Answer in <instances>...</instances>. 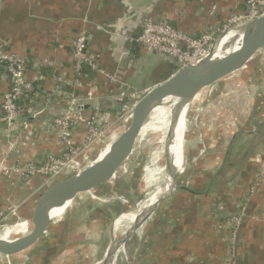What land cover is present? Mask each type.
<instances>
[{
	"label": "crops",
	"instance_id": "crops-1",
	"mask_svg": "<svg viewBox=\"0 0 264 264\" xmlns=\"http://www.w3.org/2000/svg\"><path fill=\"white\" fill-rule=\"evenodd\" d=\"M245 6L246 0H0V50L28 60L27 79L33 83L30 95L35 106L40 108L44 106L43 100L56 87L54 76H72L75 42L80 33L86 32L88 54L108 75L115 77L117 83H112L108 77L100 74H89L83 80L80 93L92 91L99 98V108L106 123L113 125L81 155L80 163L103 144L108 135L121 129L124 121L117 119L128 105L126 95L152 90L180 70L175 60L148 50L137 42L146 18L166 22L184 34L199 37L243 13ZM42 68L52 73L44 75L40 71ZM7 88V81L0 83V118ZM250 90L244 91L243 88L241 91L246 94ZM238 93L241 94L240 91ZM65 97L64 93L55 96L49 112L37 118L28 117L31 130L23 131L18 145L24 160L44 162L48 154L56 152L57 137L50 130L49 123L52 117L65 108ZM92 107L93 104L88 105L85 115ZM201 107L200 97L189 126L194 119L197 120ZM25 118H22L23 122ZM251 125L255 129H241L228 144L223 141L221 147H217L219 142H214L209 150H199L198 153L196 150L201 147V142L197 143L196 137H191V131L187 129L182 156H178L173 147L177 155L176 192L155 212L144 241L138 236L142 223L116 251L114 264L121 250L127 264L133 260L134 264H224L223 254L227 251L224 244L222 254L204 253L214 233L210 229V221L201 217L200 209L208 210L212 206L213 196L223 192L220 198L229 210L234 211L239 199L237 192L246 190L256 172L255 162L261 160L264 150V119L251 122ZM6 128L0 121V149L7 144ZM195 139V143L188 146ZM186 152L188 163H191L188 172L191 177L187 175L182 179L178 175L184 170ZM199 153L202 155L200 158ZM159 160L156 162L152 150L145 146L142 149L131 148L112 173L95 183L93 196L82 198L78 207L70 211L62 221L55 224L50 222L39 239L20 249L16 255L21 257L34 247L40 249V256L47 253L48 249H54L57 255L59 251L70 255L76 252L75 249L86 247L94 251L92 257H89L92 264L105 260L113 242L131 229L120 238L116 237L119 218L137 209L152 192L153 185L161 180V177H157ZM209 168H213L211 174ZM70 171L67 170L61 176ZM32 180L28 185L16 178L0 176V212L11 204L16 207L22 205L44 187L42 178L35 177ZM235 181L241 183L240 188ZM198 194L201 199L196 200ZM194 201L197 205H193ZM47 206H39L34 214L30 205L26 212L28 219L42 214ZM254 223L261 227L264 225V182L249 200L240 229L246 231L252 226L256 227ZM183 240L188 241L185 250L180 248V244L185 242ZM263 240L261 235L258 240H254V244ZM169 243L174 245L172 249L181 250L185 252V257L189 255L190 258L183 259L180 252L181 257L174 252L171 256L165 254V244ZM254 250L252 248L251 252L254 253ZM263 255L264 248L256 253L253 264L261 263ZM237 260V264L246 261Z\"/></svg>",
	"mask_w": 264,
	"mask_h": 264
},
{
	"label": "built area",
	"instance_id": "built-area-1",
	"mask_svg": "<svg viewBox=\"0 0 264 264\" xmlns=\"http://www.w3.org/2000/svg\"><path fill=\"white\" fill-rule=\"evenodd\" d=\"M262 16H264V0H246L243 13L231 17L227 23L199 37L184 34L166 22L146 18L143 21L142 31L137 42L148 50L157 51L175 60L181 69L206 56L218 35L231 25ZM87 49V35L86 32H82L76 39L73 51V79H69L65 74L55 75L56 87L43 100L44 106L40 108L35 106L30 95L33 83L27 79L28 60L14 53L0 50V83L4 80L8 83L1 105L3 115L0 121L7 127L5 134L7 144L3 149H0V176L8 179L18 177L22 181L35 177H44V179L52 177V180L61 177L112 126L106 123L99 108V98L92 91L84 95L77 94L82 85L81 79L86 68L94 74L108 77L112 83H117L115 77L108 75L94 61ZM65 86L72 89L69 94H66L65 108L52 117L49 123L50 130L57 137L56 152L48 154L44 162L33 159L24 160L18 145L23 131L31 130L30 122L27 121L28 117L37 118L44 112H49L53 105V98L61 94V89ZM150 91L147 89L131 93L126 95V98L128 101H133V105H135ZM92 104L94 107L85 115L88 105ZM25 115H27L26 118ZM123 115L124 112L119 116V118L122 117L121 120L126 116ZM22 118H25L24 122ZM16 208V206H9L6 213L1 212L0 221ZM246 209L238 222L239 227ZM234 258H224V263L237 264L233 261Z\"/></svg>",
	"mask_w": 264,
	"mask_h": 264
},
{
	"label": "rangeland",
	"instance_id": "rangeland-1",
	"mask_svg": "<svg viewBox=\"0 0 264 264\" xmlns=\"http://www.w3.org/2000/svg\"><path fill=\"white\" fill-rule=\"evenodd\" d=\"M221 74L222 76L219 77L215 84L206 86L202 91V111L199 112L197 120L194 119L190 126L189 124L187 126L188 132L191 131V137H196L197 143L200 144L201 142V147H199V149L197 148L196 153H198L199 150H209L214 142H219L218 145H216L217 147H221L223 141L225 144H228L233 138L237 137L241 129L247 131L255 129L252 128L254 125H251V122L254 123V121L264 119V51L262 53L253 52L238 59ZM243 88L244 91L249 90V88L251 90L248 93L243 94L245 93L241 91ZM239 91L241 94L238 93ZM133 104V101H128L127 107L123 110L124 115L129 112L130 108L133 107ZM121 118L117 119V121H124V119L121 120ZM117 121H115V123ZM119 131H115L111 135H108L105 142L116 135ZM143 131L144 128L142 129V132ZM143 134L144 136L148 135L146 134V131L143 132ZM196 139L193 143H188V146H192ZM184 154V170L178 175V177H181L182 179H185L188 175L191 165L190 161L188 163V152ZM261 155V160L255 162L256 172L246 186V190H244V192L242 191V193L239 191L237 192L239 199L237 205H235L234 211L229 210L224 203V200L220 198L222 194H224L223 192H219L217 193L218 195L215 194L213 196L212 206L208 210L200 209V214L202 213L201 217L204 219L207 218L208 221H210V229L214 233V237L211 238V244L205 247L206 249H204V253L222 254V246L224 244L227 249L226 253L223 254L224 258L233 259L235 256L237 259L246 260L244 264H253L254 259L256 258V253L264 248V240L261 242L256 241L254 244V240H258L259 236L261 237L262 235V237H264V225L261 227V225H256V223H254L256 227L252 226L246 231H243L242 228L240 229V232H238V222L240 221L249 200L252 198L255 191H257L259 185H263L264 182V150ZM201 156V153H199L198 158ZM157 159L158 157L155 156L154 160L156 162H158ZM159 161H161V158ZM195 162L196 161L194 160V163ZM160 163L161 162L158 164L157 172L160 169ZM212 169L213 168H211V170ZM211 170L210 168L208 170L210 174ZM65 172H67V170ZM188 176L191 177V175ZM15 178L16 180L22 181L18 177ZM40 178L43 179L42 184L44 185L52 180V177L45 179L44 177ZM24 181L30 185L33 180ZM235 182H237L238 188H240L241 183L238 181ZM203 191L205 192L206 190ZM207 194L210 195V193H206V195ZM199 199H201V195L196 197V200ZM193 205H197V202ZM10 206L16 205L11 204ZM1 212L6 213L7 209ZM195 225L197 227L200 226L199 224ZM36 226V224L33 225L31 229L34 230ZM183 241L185 242L180 244V248L182 249L185 248V244L188 242L187 240ZM173 247L174 245H171V243H169V245L165 244L163 252L170 256L173 252L176 255L181 253L180 255H183V259L190 258L188 254V256L185 257V252L176 250L175 248L172 249ZM252 248L255 249L254 253L251 252ZM75 251V253L70 255H65L64 252L59 251V254L57 255L54 249H48L47 253L40 256V249L34 247L33 249L27 250L21 257L17 256L16 253L7 255L0 251V259H2L0 264H92L91 258L89 257H92L94 251L88 250L86 247L79 250L75 249ZM180 255L178 257H181ZM122 262L124 264L126 261L123 260ZM186 263L187 262H178L177 264ZM224 264H226V262Z\"/></svg>",
	"mask_w": 264,
	"mask_h": 264
},
{
	"label": "water",
	"instance_id": "water-1",
	"mask_svg": "<svg viewBox=\"0 0 264 264\" xmlns=\"http://www.w3.org/2000/svg\"><path fill=\"white\" fill-rule=\"evenodd\" d=\"M231 36L236 38V40L240 39L242 45L249 43L253 38H263L264 16L257 19L244 20L231 25L227 30L218 35L206 56L191 65L181 68L170 78L156 85L129 110L124 118L121 130L116 135L89 153L67 175L51 180L37 191L29 201L18 206L12 213L8 214L0 221V237L8 229L18 226L28 220L26 212L30 205L33 207V212L35 214L39 206L49 205L57 200L72 195L88 184L90 177L102 162L116 159L124 154L140 135L144 127L140 124L141 122L145 124L148 115L153 110L150 109L152 105L157 102L160 96L172 91L178 100L179 115L184 110L183 118H181L184 126L182 132L179 133L181 137H179L178 129L181 119L177 117V122L174 124L175 126L165 140L160 161L161 165L157 172V177H161V180L153 185L152 188V193H155L156 197L155 210L145 218L138 235L139 239L144 241L147 237L149 225L153 222L155 212L164 206L176 192L177 172L175 161L177 155L174 149L180 141V148L182 142L184 146L187 126L194 112L197 110L202 91L206 86L215 84L219 77L222 76L220 71H226L223 68L230 64L231 61L241 56L239 53L234 54L235 51L220 50L223 41ZM113 171L114 169L108 170L107 173L110 174ZM103 174H106V172ZM13 237L14 236L10 238ZM9 239L0 238V247L6 244ZM9 252H12L11 249ZM233 261L237 263V257H235ZM134 263L133 260L129 264ZM259 264H264V255Z\"/></svg>",
	"mask_w": 264,
	"mask_h": 264
},
{
	"label": "bare ground",
	"instance_id": "bare-ground-1",
	"mask_svg": "<svg viewBox=\"0 0 264 264\" xmlns=\"http://www.w3.org/2000/svg\"><path fill=\"white\" fill-rule=\"evenodd\" d=\"M259 45L260 47L258 48ZM220 47H221L220 50L235 51L234 54L239 53V55H241L237 57L235 60L231 61L230 64L226 65L223 68L226 70V68L229 67L231 64H233L235 61L250 53L253 52L262 53L264 51V37L261 39L253 38L251 41H249V43L242 45L240 39L236 40V38L231 36L226 38ZM220 72L223 73L224 71L222 70ZM150 109H153L151 111V113L153 112L151 117L147 118L145 124H143L144 122H141L140 124L144 126L143 132L146 131V134H148L147 136H144L143 132L141 131L140 136H138V138L133 143V145L124 154H122L116 159L102 162L98 166V169L90 177L88 184L84 186L82 189L78 190L77 192H74L72 195L68 197L62 198L52 204H49L46 210L42 214H39L34 218H29L26 222L18 226H15L11 229H8L5 233L1 235L0 238L9 239L12 236L14 237L10 238L6 244L1 246L0 251L4 252L7 255L17 253L20 249L29 246L37 239H39L49 227L50 222L55 224L62 221L70 211H73L78 207L80 200L82 198L88 195L93 196L95 192L93 186L95 185V183L100 178L105 177L108 174L107 171L112 170L122 160V158L126 156V154L130 151L131 148L142 149L145 146L147 149L152 150V152L154 153V157L157 156L158 158H161L160 155L162 154L163 151L162 149L165 140L168 138L170 131L175 126L174 124H176L177 122L176 121L177 117H179V119L183 118L184 110L179 115L178 100L176 99L172 91H169L166 94L160 96L157 102L153 104ZM183 126H184L183 120L181 119L178 129L179 137H181L179 133H181ZM102 135H104V133ZM180 144L181 141L180 143L177 144L176 147L178 156H182L181 154H182L183 142L181 148H180ZM78 162L79 159H77L76 162L68 170H72L74 166L78 164ZM104 172H106V174H103ZM155 202H156L155 193L151 192L146 196L145 200L141 203V205L137 209L119 218V221L116 225V237L120 238L122 235L126 234L129 228L131 229L128 231L126 235L121 237L119 240H115L111 246L108 257L105 260L96 264H114L116 251L139 228V226L143 223L145 218L154 211ZM35 224L37 225L36 228L34 230L31 229V227ZM10 249L12 252H9ZM123 258H124L123 251L121 250L120 252H118L116 264L118 263L123 264L122 261L125 260V258L124 259ZM124 264H127V262H125Z\"/></svg>",
	"mask_w": 264,
	"mask_h": 264
},
{
	"label": "trees",
	"instance_id": "trees-1",
	"mask_svg": "<svg viewBox=\"0 0 264 264\" xmlns=\"http://www.w3.org/2000/svg\"><path fill=\"white\" fill-rule=\"evenodd\" d=\"M40 71L44 74V75H47V74H51L52 73V71H50L49 69H46V68H42V69H40ZM85 73H84V75H83V77H82V79H81V82L83 83V80H84V78L87 76V75H89V74H94V73H92L89 69H85V71H84ZM50 76V75H49ZM69 79H73V75L71 76V77H68ZM72 91V89L69 87V86H65V87H63L62 89H61V92L62 93H64L65 95L66 94H69L70 92ZM61 93V94H62ZM77 94L78 95H84V94H81L80 93V91L78 90L77 91ZM24 117H27V115H25Z\"/></svg>",
	"mask_w": 264,
	"mask_h": 264
}]
</instances>
